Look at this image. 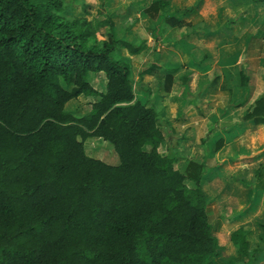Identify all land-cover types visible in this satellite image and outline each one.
Returning <instances> with one entry per match:
<instances>
[{
  "label": "trees",
  "instance_id": "obj_1",
  "mask_svg": "<svg viewBox=\"0 0 264 264\" xmlns=\"http://www.w3.org/2000/svg\"><path fill=\"white\" fill-rule=\"evenodd\" d=\"M169 3L148 11L178 24ZM64 11L63 0H0V264H216L204 164L182 173L158 151V114L136 98L130 61L117 54L136 56L144 45L118 38L111 15L97 42L86 17ZM90 73L104 74L105 92ZM248 80L242 69L240 85ZM80 96L97 98L90 111H66ZM241 121L264 124V95ZM89 138L110 143L119 164L88 157ZM248 235L238 228L229 237L242 257Z\"/></svg>",
  "mask_w": 264,
  "mask_h": 264
},
{
  "label": "rangeland",
  "instance_id": "obj_2",
  "mask_svg": "<svg viewBox=\"0 0 264 264\" xmlns=\"http://www.w3.org/2000/svg\"><path fill=\"white\" fill-rule=\"evenodd\" d=\"M157 1L63 0V5L66 17H86L91 22L97 42L105 38L109 29L102 22L111 15L118 38L144 45L136 56L124 49L117 54L130 61L136 98L158 114L157 125L165 139L158 151L182 173L189 162L204 164L201 188L220 246L214 262L264 264V125L241 121L264 95V4H233L228 10L214 0L199 4V0H171L167 15L181 19L171 25L161 21L160 10L148 11ZM192 6L195 9L187 11ZM198 37L201 43L196 42ZM153 64L157 69L141 76ZM228 64L233 69H227ZM242 69L249 78L246 87L239 83ZM88 81L105 92L103 73H90ZM96 100L80 96L65 110L82 116ZM243 100L244 109L235 111ZM143 148L149 151L150 145ZM84 150L88 157L119 164L112 145L100 138H89ZM186 185L192 183L187 180ZM238 228L249 232L247 257L238 254L229 239Z\"/></svg>",
  "mask_w": 264,
  "mask_h": 264
},
{
  "label": "crops",
  "instance_id": "obj_3",
  "mask_svg": "<svg viewBox=\"0 0 264 264\" xmlns=\"http://www.w3.org/2000/svg\"><path fill=\"white\" fill-rule=\"evenodd\" d=\"M208 0H206V2H207ZM214 1H216L217 3H218V5H219V7L220 8H222L223 6H226V8L228 9V10H231L232 8H234V5L233 4H236L238 7H241V6H243V7H245L246 5L247 6H252L253 4H256V2L258 1V0H254L255 2H253V0H235L236 1V3H233V0H214ZM170 2H171V0H170ZM209 2H211V0H209ZM202 3H205L204 1L202 2ZM215 6L217 5V4H214ZM169 6H170V3H169ZM168 6V7H169ZM195 7L196 6H192L191 8H189V9H187V11H190L191 9H195ZM219 8V9H220ZM168 9V8H167ZM167 9H166V15H167ZM192 10V11H193ZM192 11H190V12H192ZM199 12V11H198ZM185 13V12H184ZM184 13H182V14H184ZM242 13H245L244 12V10L241 12V13H239V15H241ZM161 15H164L163 13L161 14ZM169 16V15H168ZM173 16H176V15H173ZM177 17V20L178 21H180L181 19H178L179 17L178 16H176ZM198 35H200V34H198ZM186 38H188V37H186ZM199 38L200 37H198V38H196V42H200L199 41ZM188 40H189V38H188ZM187 43L189 44V45H196L195 44V42L192 44L190 41H187ZM201 43V42H200ZM138 44H140V43H138ZM198 45H200V44H198ZM124 51L126 52V53H128L127 52V50H125L124 49ZM129 54V53H128ZM130 55V54H129ZM132 56V55H131ZM186 57H188V56H186ZM189 58V57H188ZM125 59V58H124ZM188 61V60H187ZM186 64V63H185ZM232 65H234V64H232ZM233 67L234 66H230L229 64L226 66V68L228 69V68H232L233 69ZM174 70V69H173ZM174 71H176V70H174ZM225 72H227L228 73V71H225ZM245 106V105H244ZM244 106H242V107H239L238 109H236L235 111H241V110H243L244 108ZM151 107V106H150ZM153 108V107H152ZM233 109V108H232ZM250 123H252V122H250ZM254 124V123H253ZM261 125H264V124H261Z\"/></svg>",
  "mask_w": 264,
  "mask_h": 264
}]
</instances>
